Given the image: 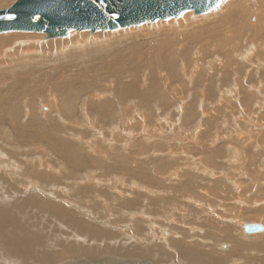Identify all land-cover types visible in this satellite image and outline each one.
<instances>
[{
	"label": "rangeland",
	"instance_id": "obj_1",
	"mask_svg": "<svg viewBox=\"0 0 264 264\" xmlns=\"http://www.w3.org/2000/svg\"><path fill=\"white\" fill-rule=\"evenodd\" d=\"M15 1L16 0H9L7 2V6H6V3H3L0 8H4V9L8 8L11 5H13ZM236 3L238 4V2ZM253 3H256V4H253ZM4 4L5 6H3ZM232 5L234 4L231 3L229 8L228 7L224 8L223 5H220V7L218 6L219 8L214 13H212L211 15H208V17L211 18L209 21L207 22L204 21V22H199V23L197 21L195 22L196 24L194 23L190 24L191 28L188 27L187 29L181 31V33L179 32L180 29L178 30L177 28H172L174 31H172V29L167 30L165 28L159 31L161 33H157L155 29L163 25L152 24V23H149L151 24L150 27L145 26V27H140L138 29H135V28L128 29V31L124 30L123 32H121L123 34H120L119 32V34L117 35L115 39H113L114 37H109L115 34L112 31H107V32H102V33L99 32L100 34L93 33L97 35H94L95 37L91 36L89 38L90 39L94 38V40H98V39L101 40L99 41V44H103L104 40L110 39L109 46H106L104 48L105 50L102 49V52H101L102 55H104L105 53L107 55L106 54L104 56L95 55V54H101V53H95V48L93 49L87 48V52L89 54L86 52L83 55L86 54V57L93 55V57L91 60H89V62L83 61L81 63V66L92 64L94 62H97V59L99 61L101 60V58L103 59L104 57H108L109 59H114L116 56L125 58L126 57L125 55H129V56L132 55L133 57H140L142 54H146V53L153 55L154 53H158L159 49H162V48H166L170 46L171 49H173L174 47H176V44H175L176 41L179 38H180L179 40H182L185 35L190 36V37L195 36V37L211 38L214 32L217 30L216 23L220 20L218 18L219 17L223 19L226 18L228 16L227 11L230 9ZM247 5H248L247 7H251V10L258 9L257 0L255 2L252 1ZM195 16H198V15H195ZM215 16H218V17H215ZM234 16L236 18V21L238 19H241V13H236ZM200 18L201 20H204L205 17H200ZM236 21L234 22L236 23ZM213 22H214V25H213ZM243 22L241 21L240 25L237 27H241V29L245 31L246 33H252V31L254 30L253 27L257 25L256 23H253V20L247 21L246 19H244ZM131 30H135L136 32L130 33ZM151 30H154V31L152 32ZM187 30H190V31H187ZM165 32L166 34H164ZM88 33L92 34V32H88ZM238 33L239 32H236V35L239 37L238 40L240 41V44L242 46L240 47L243 48L245 47V43L241 41L243 39V36L238 35ZM3 34H7V36L11 37L19 33L9 32V33H3ZM33 34L35 33L22 34V36H27L28 42H26V45L31 44L32 42L30 41L34 39L35 40L42 39L40 40L42 44L66 42L68 40L67 38H69L70 36L69 34V36L66 38L48 39L45 34H43L41 37H39V35L37 34L36 35H33ZM167 34L168 36H166ZM169 34L171 36H169ZM246 36L244 40L248 38ZM36 38H39V39H36ZM164 40L166 41L163 42ZM161 44H162V48H161ZM21 45L22 44H19V45L11 44L7 47V52L9 53L8 54V57H9L8 64H11L12 61L14 59H17L18 56H24V55L29 56V54L20 55L18 53L19 50L21 49ZM73 45L74 43H72V46ZM181 45L184 47L185 46L188 47L190 45H193V42L192 40H190L187 42H182ZM259 45L260 44L258 43V46ZM75 48L76 46H73L69 50H74ZM153 49L156 51L153 52ZM201 53H205L204 50H201ZM79 55H82V54H79ZM95 56L97 57L95 58ZM197 56L199 57L200 55H197ZM175 57L176 55L174 56L173 61L176 64ZM208 57L209 55L205 53V57L203 58L205 59V61L202 60L203 66L201 67V69L200 68L198 69L187 68L186 71H184L178 68L177 70L164 71L162 70V68H160L157 65V70L152 71V69H149V67L147 70L146 69L147 66H146L144 67L145 69L143 68L144 71L143 70L141 72L139 71L142 75L140 77H139L140 74L138 71L137 73L136 71H132V70L118 71V73H115L112 75L114 78V79L112 78L113 82L112 81L105 82V79L108 76H110L112 72V71H106L110 74L104 79V85L106 86V83H108L109 85L107 84L106 87L102 84L99 85L100 81L96 82L95 80V81H92L95 83L92 87L94 89L90 91H86L87 90L86 88L84 89V94L86 95L85 97L86 101L87 102L89 101V106H91L90 113H92L93 111H97L96 114L101 115L98 117L95 115L93 118L92 116L94 114L92 113L93 115L92 114H91L92 116L90 115L92 119L91 121L92 123H89V121H85V118L82 119L83 114H85L84 113L85 108L83 107L81 108V110L79 109V112H77L78 119L76 120V122L74 121V123H68V121L65 119L67 117V114L63 112H61V115L64 118L62 120L57 119L58 117H57V114H55V111H53V113L49 115L48 118L47 116H45L44 118L41 116L42 114L41 112L43 111L52 112V104L50 107L51 100L49 98H46L45 95L44 96L40 95L41 97L38 96L39 98L34 96L33 98L36 101L35 102L36 105H34L35 107L33 108L29 107L30 109H28L26 105L24 106L22 104H19V108L17 109V112H19L20 115L22 114L21 117L19 115V118L16 119V117L13 116L10 121L16 122L17 123L16 128H18L21 121H23L22 119L25 118L26 120H28L30 116L29 111L30 110L31 112L35 111L34 112L35 116L37 118L42 117V119L44 120V128L47 132H49L48 135L45 136L43 139L34 140L35 137L32 135V133L41 134L43 132V131H40L39 133H37L38 129L36 131L33 129H30L29 134H27L24 138L18 137L17 134L12 130L13 124H11V122L8 119V115L11 113L14 106H11V107L6 106L5 108L1 107L0 126L2 127L0 128V139L6 140V138L3 137L2 134L5 133L6 135L9 133L8 135H6L8 145L9 143L13 144V146H7V149H8L7 156L8 158L9 156L10 157L12 156L11 159L13 160V161L11 160L10 162H13L19 167L20 169L19 172L26 171V170H36L38 168L45 170L44 168L48 167V163H49V166H51V167H48L49 169L48 172L50 173V175H54L55 177H57V175L59 176L61 172V173H66L69 176L68 178L71 177L72 179L70 178L69 180L58 177V179L56 180L57 182H53V184L56 185V188L60 187L57 189L49 188V187L44 188L43 185L45 184L40 183V181L37 182L39 183V185L36 186V189H35L36 191H38L39 188H44L45 189L44 191H47V192H44L47 194V199L49 201L57 202L60 204H62L61 201L63 200L65 201L64 203L69 204L68 201L70 200V197H72L71 194L75 193L74 191H71L72 189H75V187H73L74 186L73 183H77V184L87 183L91 185L92 189H95L98 184L99 185L102 184L101 185V187L103 186L102 188L99 187V189H96L94 191L95 194L97 195L95 196L96 198L94 196L91 197V194L88 192L84 195V196H87V198L83 196V199L84 200L86 199V201L76 204L75 207L80 208V210L83 212V216H85L84 212H86L87 210L91 211V213H94V216L96 217V221L93 220L94 222L93 224L100 225L102 227L104 226L106 227L105 222L114 224L113 223L114 221H116V224L118 226V222H119V220H117V218H119L118 216L120 217L124 216L121 219V222L119 224L120 227L122 226L124 229H121L116 232V235H118L119 236L118 238H120L119 241H121V244H124V248L133 244V241H134V239L128 240V236H126L127 234L130 236L131 235L135 236V238L141 239L140 244L144 246L143 247L144 249L148 247H152V245L156 247V245L160 244V241H153L151 239L150 224L153 223V225L155 224L157 226L158 225L160 226V223H161L160 227L166 228L168 225H170L169 223L166 222V219L171 218L167 214L173 215L171 214L172 211L171 213H166V212H170V209H173V208H167V209H164L163 211L162 209H160V206H159L160 203L158 206L155 205L154 207L152 206L150 208V205H153L154 201L149 202V198L151 197L154 198V197H158V195H161L159 196L161 199L163 195H171L175 197L178 202L182 203L181 197L187 196L194 191L193 189H190V188H182L180 185V182L187 181L188 177H191L190 180L188 181H191V182L197 181L198 186L206 188V191L210 194V196H208L207 193H204L203 196L205 197L202 199H205L207 202L210 201L212 204H216L219 201H222L224 203L222 206L220 203H218L221 206L220 211L212 210L213 212L212 214L214 217H216L220 222H222V224L223 222H226V221H228L231 224L232 222H239L240 217L242 218L241 214L246 215V213L249 211H254L256 209H262L264 205V189L262 193L258 185L261 183V181H263L264 183V160H263L264 159V130L261 132V129L258 128V127H261L262 125L264 126V117L262 115L261 120H259L258 115L257 116L255 115L254 118L250 117V114L243 115L244 113L243 111H248L251 113L253 111L252 109L260 112L257 106L255 108L250 109V106H253V104H251L249 101L252 100L253 98L248 99L246 97L245 99V95L249 94L247 90L248 88H250V86L252 87V85L256 86L260 84L264 85V71H259L260 74L259 72L257 74V71H255L254 69L251 71L252 67L251 68L246 67L247 64L241 63L240 58L236 56H233L232 58L233 65H231V67L234 68L233 66H235V67H238V69L235 70L234 72V71L229 70V67H228L229 71H227V67L223 63L226 60L219 58L217 61V63L219 64H217L215 63V59L208 58ZM28 58H30V56ZM75 58L76 57L72 58V60ZM27 59L19 58L15 63H13V68L15 67L19 68V62H27L26 61ZM210 60L211 61L213 60L212 61L213 64H211V66L205 65L207 64V61L209 62ZM222 60L223 62H221ZM69 61L70 60H66L65 63H62L61 65H56V66L52 65L53 67L50 66V68L45 67L43 69L44 71L41 72V75H43L42 73L46 72L47 74L54 75V76H56L57 74V77H58V74L60 72L57 70L63 71L65 67L72 65L77 60L75 61L73 60L72 61L73 63L71 61L69 63ZM184 61H185L184 63L186 64V66L190 67L192 65L191 60L190 61L184 60ZM178 63L180 64L181 62H177V64ZM242 64L243 66H241ZM245 67L253 75L251 76L250 83L245 82L244 77H243L246 73V71L244 70ZM33 70L37 71L35 69H31V71ZM64 70L67 71V69H64ZM49 71H53V73H49ZM254 72L258 76H256V74L254 76ZM18 73H20L21 75L17 76L16 74L17 78L15 76L14 77L15 80L14 79L9 80L10 84H13L15 87L17 86L16 90H20L19 88H21L19 87V84L17 82L21 79L20 76L24 77L27 75L28 77H31L32 79V76H30L31 74L28 71H24V69H21V71H19ZM131 73H135V75H132ZM237 74H239V76ZM69 76H72V75L69 74ZM233 76H238V77H233ZM133 78L136 79L137 82ZM219 78L221 79L219 80ZM234 78L239 80L240 85H242L241 86L242 91H239V93L235 94L234 97L237 99H242V101L244 102V103L242 102V104L245 105V108L243 107L244 110L239 108L238 104H235L234 102H230V104H228V101H223L225 98L224 99L220 98V94H221L220 90L221 89L224 90L229 85H231V82L234 81L233 80ZM256 78H258V80ZM68 79L69 78L66 79L67 82L70 81V79L69 80ZM9 83H6V85H9ZM131 83H134L132 84L134 86V89H133L134 91H132V93L130 94H127V96L131 98L132 101L134 102L132 101L130 102L127 96H123L122 94L123 90L120 88V87L129 85ZM218 85L219 86L221 85L220 90H219ZM3 87L4 86H2V89ZM98 87H100L101 89ZM103 89L105 92H102ZM261 89H263V94H264V86H262ZM95 90H97L96 94H101V96L99 98H96L95 100H92L91 97H93L92 94L95 93ZM90 92L92 94H90ZM117 98L119 99L125 98L124 100H126V102H124L123 104H126L127 106H124V107L117 106L116 105ZM258 100L262 101L264 100V97L258 98ZM42 101L44 102L46 101V102L44 104H41ZM128 102H130L129 103L130 106L127 104ZM42 105L48 106L50 109L48 108L47 111L45 110V108L40 110ZM261 105L264 108V102H261ZM36 106H37V110H36ZM108 107L111 108L114 114V116L113 115L109 116V120L106 117V114L105 116H103L102 114L98 112L100 110H102V112L104 111L106 112L107 109H109ZM53 110H55V108H53ZM27 112H29V114H27ZM238 112H240V114ZM231 113L235 114V116L238 119H240V121L241 120L244 121L246 126H247L246 122L250 123L251 122L250 120L257 121V122L255 123V126H252L251 128L250 126L252 124L251 123L248 124L249 128L247 127V129L243 125L242 122H240L239 127H236L235 126L236 122L232 121V119L230 118ZM122 114L126 116H123ZM128 116L129 118L125 119ZM226 116H228L229 119L225 118ZM4 128L6 131L8 129L9 130L6 132L3 130ZM255 131L257 132L259 131L260 134H258ZM10 132L12 134H10ZM252 132H253V135L254 134H257V136L260 135L258 137L256 136L258 140L253 139L252 141L250 137H248L251 135ZM262 133L263 135H261ZM261 136L263 137V139H261L262 138ZM9 137H11L12 139ZM27 139L30 141V144L24 142V140H27ZM1 143H2V140H0V144ZM216 147H218V149ZM183 150L188 156L194 158V160L196 159L194 161L195 166L191 168V171H189L188 169H185L187 164L184 162L185 159H182L183 158L182 155L179 154V152L181 151L183 152ZM14 151H16L17 153ZM234 151L236 153L234 154V157H233L232 152ZM10 152H13V153H10ZM17 155H18V158H17ZM238 155H241V156L244 155V156L242 158L241 156H238ZM178 159H181L182 161L181 162L177 161ZM209 159H212L213 163H211ZM182 162L185 163V164L183 163V167H185L183 169L184 172L180 170L178 171L177 177L170 178L169 177L170 173H172L177 167L179 168L180 166H182L181 165ZM192 162L193 160H189V163H192ZM56 163L57 164L61 163V164L59 166V164L57 165ZM160 163H164V164L168 163L172 165V166L170 165L171 168L169 166L168 169L162 172L164 175H159L157 173V172L162 171V168H160L159 166ZM172 167L173 168L175 167V169H173ZM3 170L4 169L0 171V174L2 173L1 174L2 177L3 176L5 177L6 174H3L5 173ZM54 172H57V174H55ZM205 172H208V173H205ZM210 173L212 175H210ZM158 175L162 179H160ZM184 175L186 176V178ZM192 175L196 178V180H194ZM94 178L98 179L99 181L95 180ZM181 179H184V180H181ZM228 179H236V180L242 179L237 183L243 185L242 188H245L250 191L246 192V194H241L242 196L238 198H233L235 191H232L234 190L232 188L233 184L230 183L231 181ZM100 180H102V182ZM26 181L27 182L29 181L27 180V177L26 178L23 177L22 185L24 186V188L29 189L31 185L30 183L28 184ZM156 181L163 182V185L160 186V184L158 185L157 183L156 185H153V182H156ZM23 182H26L27 184L25 183L26 185H24ZM113 183H114V186L112 185ZM110 184L112 185V187ZM116 184L117 186H115ZM149 186L154 188L153 190L155 191L149 193L148 192ZM160 189H164L166 191L163 192L162 190L160 191ZM40 190L41 189H39V191ZM88 190L89 188H87V191ZM3 191L5 190L0 189V202H1L0 209H3L9 213V216L11 217L12 222L20 223L21 227L19 228L18 233L21 236L32 235L35 241V245L33 246V250L31 253L32 255L29 259L26 258V256L11 252L9 250V245H6L2 249V252L5 253L6 257L18 259L23 264H47L45 260L47 252L58 251L62 248L59 243L55 242L56 236L58 235L59 237L60 236L59 234L65 235L66 233L62 232V229L58 230V228L55 227L54 222L50 223L49 217L41 213L39 209L34 208V207L20 208L19 202H18L20 196H18V194H15L12 192L9 193L6 190L5 192L7 194L9 193V195H6L9 199H6V201L2 202L3 200L1 199L5 198ZM227 191H229L230 194H228ZM119 194L121 195V198ZM89 197L94 198V199L101 198L104 200L100 201V203H98L97 206H94V204L92 205L93 201ZM17 198H18V201H17ZM196 198L201 199V195H197ZM137 199L141 200V202H139V205H138L139 207L138 206L137 207H127L124 205V203L127 201H130V200L135 201ZM164 200H165V197H164ZM235 200H237L238 202H236ZM105 202L108 205L104 204ZM110 202H113V204L116 202L117 204L115 203L114 205H112ZM239 202H241V204H239ZM203 204L206 206V203L203 202ZM242 204H243V207H241ZM255 204H257L256 207H254ZM100 205H103V206H100ZM109 206L110 208L111 207L112 208L109 209ZM199 206H201V204L198 203V205L195 206L194 208H189V210L192 212L188 214L184 213V210L178 211L176 212L177 214L176 213L174 214L176 215V217L179 216V218L181 219H183V216L187 214V217H189V220L192 218L196 220V222L200 223L201 213L198 212V215L197 213L195 214L196 210H200ZM93 207H97V208L101 207L103 209L100 208V210L97 209L95 211L96 208H93ZM117 208L118 210H116ZM142 209H144L145 211L144 210L142 211ZM182 209H185V208H182ZM230 209H233L235 211L232 210V213H231L229 211ZM227 210L229 213L227 212ZM142 212H146V214L147 215L149 214L150 216H154V214H157V212H160V213L165 212V215H164V218L161 219L160 223H158L159 217H151L148 220V223L152 221L153 222L150 223L149 226L146 227L144 224H143L144 226H138L137 229H139V231L145 232V234L142 235L138 232H135L136 230L135 222L136 220L142 218L141 216H138ZM152 212H154V214H151ZM247 215L248 216L244 217V219L247 221L245 223H253V222L255 223L256 222V223H261L262 225H264V217L260 219H255L252 217H256L258 215H254V214H247ZM112 216H114L115 218ZM125 216L128 219H126ZM196 216H197V219L195 218ZM185 219L183 222L179 221L177 226H179L180 228H183L184 225H188L187 226L188 228L196 227L199 229H203L202 226H200L196 222L189 224L190 221L186 219V222L187 221L188 222L185 223ZM102 222L105 224H103ZM179 223L181 224L179 225ZM227 224H223V226L225 227L227 226ZM160 227H157V228H160ZM231 227L233 229L238 228L235 225H231ZM188 228L185 227L184 229L188 230ZM11 229H13V226L11 223L7 224L3 229H0V242L4 241L1 238L2 233L6 230H11ZM63 229H66V228L63 226ZM57 231H59V233ZM261 235L262 236H258L252 239L251 242L256 243L255 242L256 239H259L262 237L264 238V234H261ZM105 236L96 237V238L90 237L89 239L91 242L87 243L85 246L88 247V246H94L95 244L96 245L99 244L100 246L98 248L100 252L103 251V249L106 250L105 248L108 247V244L110 242H107L106 245H104L105 239H106ZM94 239H95V242H94ZM101 241H102V244H101ZM77 242L83 243L84 241H78L77 239ZM227 243L228 242H226L224 245H228ZM115 246L118 247V245H115ZM218 249L220 251L221 246H219ZM255 253L257 256L255 255ZM255 253L254 252L252 253L253 258H258L264 255L263 253L261 254L257 252ZM107 257H109V255Z\"/></svg>",
	"mask_w": 264,
	"mask_h": 264
},
{
	"label": "bare ground",
	"instance_id": "obj_2",
	"mask_svg": "<svg viewBox=\"0 0 264 264\" xmlns=\"http://www.w3.org/2000/svg\"><path fill=\"white\" fill-rule=\"evenodd\" d=\"M8 1L9 0H0V7L2 6L3 3H6V6H7ZM252 1L255 2L256 0H239V1L238 0H224V3L222 4L224 8H227V7L229 8L231 3H233L234 5H232L230 7V9L227 11L228 16L226 18H224V19L221 17L218 18L220 20L216 23L217 24V30L214 32V34L211 38L195 37V36L190 37V36L185 35L182 40H179L180 39L179 38L176 41V43H175L176 47H174L173 49H171L170 46L166 47V48H162V44H161L162 49H159L158 53H154L153 55L148 54V53L142 54L140 57H133L132 55H130V56L125 55L126 56L125 58L116 56L114 59H109L108 57H104L102 59L100 57L101 60L98 61V59H97V62H94V63L90 62L92 64H87L85 66L84 65L81 66V63L83 61L89 62V60H91L93 57V55H91L89 57L88 56L86 57V54L83 55L84 53L87 52V48H90V49L95 48V53H101L102 49H104L106 46H109V43H110L109 40L110 39L104 40L103 44H99V41H101V40H99V39L94 40V38H92V39L89 38L91 36L100 34L99 32H95L97 34H93V33L91 34V33H88L90 31H84V32H79V33L77 31H72V32H70V36H69V38H67L68 40L66 42L42 44V42L40 41L42 39H40V40L34 39V40L30 41V42H32L31 44L26 45V42H28L27 36H22V34H24L23 32H12V33H19V34H16L15 36H11V37L7 36V34H1L0 35V87H1L0 88V109H1V107L5 108L6 106H10V107L14 106L13 110L8 115V119L10 121L13 116H15L16 119H18L19 115H20V113L17 112V109L19 108V104H22L24 106L26 105L28 109L33 108V107H35L34 105H36L35 104L36 101L33 97L45 95L46 98H49L51 100L50 107L52 104V112L51 111H49V112L43 111V112H41L42 117L45 118V116H47V118H48L49 115H51L53 113V111H55V114H57V117H58L57 119L62 120L64 118L62 117L61 112H63L65 114H67V117L65 119L68 121V123H74V121L76 122V120L78 119L77 118L78 117L77 112H79V109L81 110V108L83 107V108H85V111H84L85 114H83L82 119L85 118V121H89V123H92L91 122L92 119L90 117V115L92 113L94 114V115L92 114L93 116L91 115L93 118L95 115L97 117L101 116V115L96 114L97 111H93L92 113H90L91 106H89V101L88 102L86 101V98H85L86 95L84 94V89L86 88L87 89L86 91H90V90L94 89L92 87L95 83L92 81H95V80H96V82L100 81L99 85H101V84L104 85V79L110 74L106 71H112V72H111L110 76H108L105 79V82H107V81L113 82V80H112L113 76L112 75L115 73H118V71H130V70H132V71H136V73H137V71L138 72L139 71L141 72L142 70L144 71V69H145L144 67H146V66H147L146 67L147 70L149 67V69H152V71L157 70V65L160 68H162V70H164V71L177 70L178 68L180 70H184V71H186L187 68H189V69L200 68L201 69V67L203 66L202 60L205 61V59H203L205 57V53L207 55H209L208 58L215 59V63H217L219 58L226 60L224 62L222 60L221 62H223L225 64V66L227 67V71L231 70V71L235 72V70L238 69V67H235V66H233L234 68L231 67V65H233L232 64V58H233V56H236V57L240 58L241 63L247 64L246 67H248V68L252 67L251 71L254 69L255 71H257V74H258L259 71H264V34H263V32H264V0H257V4H258L257 8L258 9H256V10H251V7H247L248 6L247 4H249ZM236 2H238V4ZM253 4H256V3H253ZM3 6H5V4ZM219 7H217L216 9H214L211 12L206 13V14H201V15L195 16V14L193 12H187L183 16H181L180 19H171L169 21H159V22L152 23V24L163 25V26H159V28L155 29L157 31V33H161L159 31H161L165 28L167 30L172 29V28H177L178 30L180 29L179 32L181 33V31L187 29L188 27L191 28L190 24H193V23L196 24L195 22H197V21H198V23L204 22V21H206V22L209 21L211 18L208 17V15H211L212 13H214ZM5 9H7V8H5ZM5 9L0 8V10H5ZM236 13H241V19H238L237 21H236V18L234 16ZM200 17H205V18H204V20H201ZM215 17H218V16H215ZM244 19H246L247 21L253 20V23L257 24L256 26L253 27L254 30L253 31L251 30L252 33H246L245 31H243L241 29V27H237L240 25L241 21L242 22L244 21ZM234 21H236V23ZM214 22H213V25H214ZM147 24H149V23H147ZM147 24H144L141 26H134V27H130V28H125V29L118 30V31H112L115 34L113 36H109V37H114L113 39H115L117 37V35L119 34V32H120V34H123L121 32H123L124 30L128 31V29H133V28L138 29L140 27H145V26L150 27L151 26V24H149V25H147ZM206 25H208V24H206ZM193 30H194V28H193ZM245 30H246V28H245ZM151 31L153 32L154 30H151ZM151 31H149V32H151ZM172 31H174V30L172 29ZM187 31H190V30H187ZM100 32L102 33L103 31H100ZM135 32H136L135 30L130 31V33H135ZM202 32H203V30H202ZM236 32H239L238 35L243 36V39L241 41H243L245 43V47L241 48L242 46L240 44V41L238 40L239 37L236 35ZM36 34L39 35V37H41L43 35L40 33H35L33 35H36ZM124 34H125V32H124ZM164 34H166V32ZM173 34H174V32H173ZM151 35H152V33H151ZM151 35H150V37H151ZM166 36H168V34ZM169 36H171V35L169 34ZM245 36L248 37L246 40H244ZM36 39H39V38H36ZM190 40H192L193 45H190L188 47H186V46L184 47L181 45L182 42H187ZM160 41H161V39H160ZM165 41L166 40H164L163 42H165ZM72 43H74L73 46H76V48L74 50H69L71 47H73ZM258 43L260 44L259 46H258ZM11 44L12 45L13 44H15V45L22 44L21 49L19 50L18 53L20 55L29 54L30 58H28L29 56H25V55L24 56H18L17 59H14L11 64H8V59H9L8 54L9 53L7 52V47ZM94 46H96V47H94ZM110 48H111V46H110ZM151 50H152V48H151ZM201 50H204L205 53H201ZM112 51H114V50H112ZM154 51H156V50L153 49V52ZM79 54H82V55H79ZM95 55H102V53L101 54H95ZM104 55H102V56H104ZM175 55H176L175 58L177 59V60L175 59L176 64L173 61V58ZM197 55H200V56L198 57ZM74 57H76V58L73 60L74 61L77 60V61H75L73 63L72 58H74ZM96 57L97 56H95V58ZM19 58H23V59L28 58V59L26 60L27 62H19V68H17V67L13 68V63H15ZM98 58H99V56H98ZM123 59H124V61H123ZM66 60H70L73 64L69 65V66L66 65L67 67H65V68L63 67L64 69H67V71L64 69H63V71L57 70L60 72L58 74V77H57V74H56V76H54V75H49L46 72L42 73L43 75H41V72L44 71L43 69L45 67L50 68V66H52V65L53 66L61 65L62 63H65ZM126 60L128 61V63ZM184 60H186V61L191 60L192 65L190 67L186 66V64L184 63L185 62ZM70 61H69V63H70ZM212 61L211 60L209 62L207 61V64H205V65L211 66V64H213ZM177 62H181V63L177 64ZM217 64H219V63H217ZM235 65H236V63H235ZM241 66H243V64ZM228 67H229V70H228ZM246 67L244 68L246 73L243 77H244L245 82L250 83L251 76H253V75H252V73H250L249 70L246 69ZM133 68H135V69H133ZM4 69H6V70H4ZM21 69H24V71H28L31 74L30 76H32V79H31V77H28L27 75L24 77L20 76L21 79L19 81H17V80L16 81L18 82L19 87H21V88H19L20 90H16L17 86L15 87L13 84H10L9 80H13L14 77L16 76V74H17V76L21 75L20 74L21 72L18 73L19 71H21ZM31 69H35L37 71H34V70L31 71ZM140 72H139V74H140L139 77L142 76ZM49 73H53V71H49ZM194 73H196V72H194ZM69 74H71L72 76H69ZM131 74L135 75V73H131ZM255 74L256 73L254 72V76H255ZM257 74H256V76H258ZM259 74H260V72H259ZM119 75H118V77H119ZM237 75L239 76V74H237ZM17 76H16V78H17ZM238 76H233V77H238ZM67 78L70 79L69 82L66 81ZM220 79L221 78H219V80ZM256 79L258 80V78H256ZM134 80H136V79H134ZM233 80L234 81L231 82V85H229L226 89H224L225 91L223 89L220 90L221 85L220 86L218 85L219 90L221 92L220 98H222V99L225 98L223 101H228V104H230V102H234L235 104L239 105L238 106L239 108L244 110L243 107L245 108V105L242 104V102H243L242 99H237L234 97L235 94L239 93V91H242V89H241L242 85H240L239 80H237L236 78H234ZM259 81H261V80H259ZM136 82H137V80H136ZM6 83H9V85H6ZM107 84L108 83H106V86H107ZM132 84H134V83H131V84L126 85L124 87H120L123 90L122 91L123 96H127V94H130V93H132V91H134L133 90L134 86ZM2 86H4L3 89H2ZM262 86H264V85L260 84V85H256V86L252 85V87L250 86V88H248V90H247V92L249 94L245 95V99H246V97L248 99L253 98L252 100L249 101L251 104H253V106H250V109L255 108L257 106V108L260 112L252 109L253 111L251 113L248 111H243L244 112L243 115L244 114H250V117H253V118L255 117V115L256 116L258 115L259 120H261L262 115L264 117V111H263L264 108L261 105V102H264V100H262V101L258 100V98L264 97L263 89H261ZM98 88H100V87H98ZM98 88H97V90H98ZM97 90H95L94 94H92L90 92V94L93 95V97H91L92 100H95L96 98H99L101 96V94H96ZM102 92H105L104 89ZM127 98H129V97L127 96ZM124 99L117 98L116 105L119 107L127 106L126 104H123L124 102H126V100H124ZM129 101L131 102L132 99L129 98ZM45 102L42 101L41 104H44ZM130 102L127 103L129 106H130V104H129ZM132 102H134V101H132ZM39 105H40V103H39ZM37 106H36V110H37ZM44 108L47 111L49 107L42 105L40 110L44 109ZM53 108H55V110H53ZM247 108H248V106H247ZM97 109H99V108H97ZM20 112H21V110H20ZM29 112H30V114H29ZM29 112H27V114L30 115L28 120H26L25 118L22 119L23 121H21L18 128H16V124H17L16 122L10 121L11 124H13L12 130L17 134L18 137L24 138L27 134H29L30 129H33L35 131L38 129L37 133H39L40 131H43V132L41 134L40 133L39 134H33L32 133V135L35 137L34 140L43 139L49 133L44 128V120L42 119V117L37 118L34 114L35 111L31 112V110H30ZM98 112L100 114H102L103 116H105V114H106V117L108 118V120H109V116H111V115L114 116L111 108L107 109L106 112L105 111L102 112V110H100ZM238 113L240 114V112H238ZM21 115H20V117H21ZM122 115L126 116L124 114H122ZM97 117H95V118H97ZM128 118H129V116L126 117L125 119H128ZM225 118L229 119L228 116H226ZM230 118L232 119V121L236 122L235 123L236 127H239L240 122H242L243 125L246 127V129L248 127V124H250V123L252 124L250 126V128H251L252 126H255V123L257 122V121L250 120L251 121L250 123L246 122L247 123V126H246L245 122L242 120L240 121V119H238L235 116V114L231 113ZM0 120H1V118H0ZM78 123H80V122H78ZM1 127L2 126H0V128ZM5 128L3 129L4 131H6ZM258 128L261 129V132L264 130L263 125L261 127H258ZM260 129H259V131H260ZM52 131H53V129H52ZM259 131L258 132L255 131V132L260 134ZM246 133H247V131H246ZM8 134H6V135H8ZM10 134H12V133L10 132ZM2 135H3V137L6 138V140L0 139V140H2V143L0 144V162H1L0 163V171L2 169H4L3 171L5 173H3V174H6V176L2 177V175H1L2 173L0 174V189L5 190V191L7 190L9 193L12 192V193L18 194V196H20V198L18 197L19 201H18V198H17V201L19 202L20 208L34 207V208L39 209L41 211V213H43L44 215H47L49 217L50 223L54 222L55 227L58 228V230L62 229V232L66 233L65 235L59 234L60 236L58 237V235H57L56 240L54 239L55 242L59 243L62 248L58 251L47 252L46 257H45L47 264H264V255H263L264 254V238L262 237V238L256 239V241H255L256 243L251 242V240L254 239L255 237L262 236L261 234H264V230L260 233L254 234V235L253 234L248 235L244 231V225L245 224H251V223H245L247 221L244 219V217L248 216L247 214H254V215H258V216L252 217V218H255V219L263 218L264 217V205H263L262 209H256L254 211H249L246 213V215L241 214L242 218L240 217L239 222H232V224L229 223L228 221L223 222V224L228 223L227 226L224 227L222 222H220L212 214L213 213L212 210L220 211V207L224 203L222 201H219L218 203L221 204V206H220L218 203L212 204L210 201L207 202L205 199H202L205 197V196H203L204 193H207L208 196H210V194L206 191V188L198 186L197 181L196 182H194L193 180H192L193 182L188 181L191 178V177H188V180L185 182L181 181L180 185L182 188H190V189H193L194 191L187 196L181 197L182 203L178 202L177 199L171 195H163L161 197V199L159 197L161 195H158L159 198L158 197L149 198V202L154 201L153 205H150V208L152 206L154 207L155 205L158 206L159 203H160V205H159L160 209H162L163 211H164V209H167V208H173V209H170V212H166V213H171V211H172L171 214H173V215L167 214L168 216L171 217L169 219H166V222L171 225V226L170 225L167 226L169 228L160 227L161 226L160 222H161V219L164 218L165 212H163V213L157 212V214H154V212H152L151 214H154V216H150L149 214L147 215L146 212H142L138 215V216H141L142 218L136 220V222H135V227H136L135 232H138V233L144 235L145 232L139 231V229H137L138 226H144L145 225L147 227V226H149L150 223L153 222L152 221V222L148 223V220L151 217H159L158 223H160V226L159 225L157 226L155 224L153 225V223L150 224V226H151V239L153 241H160V244L156 245V247H154V245H152V247H148V248L144 249L143 248L144 246L140 244L141 239L135 238V236H132V235L130 236L127 234L126 236H128V240L134 239V241H133V244L124 248V244H121V241H119L120 238H118L119 236L116 235L117 231L124 229L122 226L120 227V225H119L121 222V219L124 216L123 217L118 216L119 217V218H117V220H119L118 226L116 224V221H114L113 222L114 224H110L107 222H105L106 223L105 224L102 222L103 224L106 225V227L105 226L102 227L100 225H94L93 224L94 223L93 220L96 221V217L94 216V213H91V211L87 210L86 212H84L85 216H83V212L80 210V208L75 207L76 204L83 202V201H86V199L85 200L83 199V196L86 193L89 192L91 194V197L97 196L94 191L96 189H99V187H101L102 184L101 185L98 184L99 186L97 185V187L95 189H92L91 185H89L87 183H84V184L73 183V185H74L73 187H75V189H72L71 191H74L75 193L71 194V196L73 198L70 197V200L68 201L69 204L64 203L65 202L63 200L64 198L62 199L63 201H61L62 204L57 203V202H53V201H49L47 199V194L44 193V192H47V191H44L45 190L44 188L49 187V188L55 189L56 185H54L53 182H57L56 180L58 179V177L62 178V179H66V180H69L71 177L68 178L69 176L66 173H61V172H60L59 176L57 175V177H55L54 175H50V173L48 172L49 171L48 167H51V166H49V163H48V167L44 168L45 170L38 168L36 170H26V171L19 172V170H20L19 167L16 164H14L13 162H10L12 160L11 159L12 156L11 157L9 156V158L7 156V152H8L7 146H13V144L9 143V145H8L7 137H6L5 133H3ZM261 135H263V133ZM256 136H257V134L253 135V132H252L251 135L248 137H250V139L253 141V139L254 140L257 139ZM258 136H260V135H258ZM9 138H11V137H9ZM261 139H263V137ZM24 142L30 144V141L28 139L24 140ZM262 142H263V140H262ZM32 143H33V141H32ZM37 143H38V141H37ZM216 148L218 149V147H216ZM188 149H187V151H188ZM14 150H15V148H14ZM184 150H183V152L182 151L179 152V154L182 155V157H183L182 159H185L184 162L187 164V166H186V168L183 167L184 162H182V164H181L182 166H180L179 168L177 167L178 169L177 168L175 169V167L174 168L172 167L175 170L172 173H170V175H169L170 178L177 177L178 171H180V170L183 171L184 168L191 171V168L193 166H195L194 161L196 159L194 160V158L188 156ZM38 151H39V149H38ZM14 152H16V151H14ZM10 153H13V152H10ZM235 153H236L235 151L232 152L233 157H234ZM238 156H241V155H238ZM243 156H241V157L243 158ZM17 158H18V155H17ZM28 159H29V157H28ZM42 160H43V158H42ZM189 160H193V162L189 163ZM177 161L181 162L182 160L178 159ZM209 161L211 163H213L212 159H209ZM200 162H201V160H200ZM250 162H251V160H250ZM61 163H62V161H61ZM24 164H26V163H24ZM24 164H22V165H24ZM60 164H59V166H60ZM170 165L171 164H168V163L167 164L160 163L159 166H160V168H162V171L157 172V173L159 175H164L162 172L164 170L168 169V167ZM171 166H170V168H171ZM55 171H56V169H55ZM183 172H181V173H183ZM54 173L57 174V172H54ZM205 173H208V172H205ZM166 174H168V173H166ZM74 175H76V174H74ZM159 175H158V177H160ZM189 175H191V174H189ZM210 175H212V174L210 173ZM23 177H25V178L27 177V180H29L28 182L26 181L28 184L30 183V185H31V187L29 189L24 188V186L22 185ZM115 177H114V179H115ZM192 177L194 178V180H196V178L193 175H192ZM185 178H186V176H185ZM94 179H92V180H94ZM160 179H162V178L160 177ZM167 179H168V177H167ZM95 180H98V179H95ZM102 180H100V181L102 182ZM181 180H184V179H181ZM228 180H230L231 181L230 183L233 184V185L231 184L233 186L232 188L234 189L232 191H235L233 198H238V197L242 196L241 194H246V192L250 191V190H247L245 188H242L243 185L237 183L242 179H239V180L228 179ZM39 181H40V183L45 184V185H43L44 188H39L42 191L41 190L39 191V189H38V191L35 190L36 186L39 185V183H37ZM26 182H23V184L26 185L27 184ZM63 182H65V181H63ZM82 183H83V181H82ZM156 183L158 185L160 184V186L163 185V182H160V181L153 182V185H156ZM112 185L114 186V183ZM112 185H111V187H112ZM258 185H259L260 191L263 193V189H264L263 181H261V183ZM40 186H42V185H40ZM115 186H117V184ZM28 187H29V185H28ZM57 188H60V187H57ZM87 188H89L88 191H87ZM103 189H105V188H103ZM153 189L154 188L149 186L148 192L149 193L154 192L155 190H153ZM157 190H158V188H157ZM161 190L163 192L166 191L164 189H160V191ZM5 191H3L5 198L1 199V200H3L2 202L6 201V199H9L6 196V195H9V193L7 194ZM227 192H228V194H230L229 191H227ZM103 194H104V192H103ZM116 194H117V192H116ZM231 194H232V192H231ZM197 195H201V199L196 198ZM84 197L87 198V196H84ZM164 197H165V200H164ZM120 198H121V195H120ZM14 199H15V197H14ZM21 199H23V200H21ZM90 199L93 201L92 205L94 204V206H97L98 203H100V201L104 200L101 198H98V199L90 198ZM118 200H119V198H118ZM142 200H144V199H142ZM92 201H90V202H92ZM155 201H156V203H155ZM235 201L238 202L237 200H235ZM113 202H110V203L112 205H114L116 202L114 204H113ZM139 202H141L140 199H137L135 201L130 200V201L125 202L124 205L127 207H137L139 205ZM203 202L206 203V206L203 204ZM198 203L201 204V206H199L200 210L195 209L197 211V212L195 211V214L197 213V215H198V212L201 213L200 223L196 222V220H194L192 218L189 220V217H187V214L192 212L189 210V208H194L195 206L198 205ZM104 204H107V203L105 202ZM239 204H241V202H239ZM3 205H5V204H3ZM103 205H100V206H103ZM256 206H257V204L254 205V207H256ZM241 207H243V204L241 205ZM93 208H96L95 209V211H96L97 209L100 210L101 207L100 208L93 207ZM111 208L109 206V209H111ZM182 208H185V209H182ZM101 209H103V208H101ZM106 210H105V212H106ZM116 210H118V208ZM143 210L144 209H142V211ZM182 210H184V213H187V214L183 216V219L179 218V216H177L178 217L177 218L174 213H176L178 211H182ZM232 210L233 209H230L229 211L232 213ZM233 211H235V210H233ZM227 212H228V210H227ZM122 215H123V213H122ZM114 216H116V215H114ZM114 216H112V217H114ZM144 217H146V218H144ZM185 218L190 221L189 224L196 222L197 224L202 226L203 229H199L196 227H189L188 228L187 227L188 225H184V227L182 225L183 228H180L179 226H177L178 222L179 221L183 222ZM195 218L197 219V216ZM126 219H128V218L126 217ZM186 219H185V223L188 222V221L186 222ZM9 223L12 224L13 229L6 230L1 235V238L4 241L0 242V264H23L18 259L6 257L5 253L2 252V249L6 245H9V250L11 252H13L15 254L26 256V258L29 259L32 255L31 253L33 250V246L35 245L34 238L32 237V235L21 236L18 233V230L21 227L20 223L12 222L11 217L9 216V213L3 209H0V229H3ZM180 224L181 223H179V225ZM257 224H261V223H257ZM231 225H235L238 228L233 229L231 227ZM63 226L66 229H63ZM262 226L264 228V225H262ZM157 227H160V228H157ZM185 227L188 228V230L184 229ZM125 229H127V228H125ZM233 231H234V233H233ZM57 232L59 233V231H57ZM101 236L106 237L104 245H106L107 242H110L108 244V247L105 248L106 250L103 249V251L100 252V250L98 248L100 246L99 244H97V245L95 244L94 246H88V247L85 246L87 243L91 242L89 239L90 237L96 238V237H101ZM77 239H78V241H84V242L79 243V242H77ZM245 241H247V242H245ZM94 242H95V239H94ZM226 242H228L227 243L228 245H224ZM101 244H102V241H101ZM115 245H118V247ZM219 246H221L220 251L218 249ZM253 252L254 253L257 252L260 254L263 253L262 254L263 256H260L258 258H253L252 257ZM108 255H109V257H107ZM255 255H256V253H255ZM103 256H104V258H103Z\"/></svg>",
	"mask_w": 264,
	"mask_h": 264
},
{
	"label": "water",
	"instance_id": "obj_3",
	"mask_svg": "<svg viewBox=\"0 0 264 264\" xmlns=\"http://www.w3.org/2000/svg\"><path fill=\"white\" fill-rule=\"evenodd\" d=\"M220 5V0H16L0 10V34L42 33L48 39L66 38L72 31H118L179 19L187 12L206 14ZM263 230L261 224L244 225L248 235Z\"/></svg>",
	"mask_w": 264,
	"mask_h": 264
},
{
	"label": "snow or ice",
	"instance_id": "obj_4",
	"mask_svg": "<svg viewBox=\"0 0 264 264\" xmlns=\"http://www.w3.org/2000/svg\"><path fill=\"white\" fill-rule=\"evenodd\" d=\"M224 3V0H220V4L222 5ZM9 19H15V17H9ZM36 19H39V17H36Z\"/></svg>",
	"mask_w": 264,
	"mask_h": 264
}]
</instances>
